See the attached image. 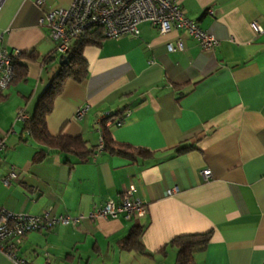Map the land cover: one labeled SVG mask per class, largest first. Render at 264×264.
I'll return each mask as SVG.
<instances>
[{"label":"crops","instance_id":"1","mask_svg":"<svg viewBox=\"0 0 264 264\" xmlns=\"http://www.w3.org/2000/svg\"><path fill=\"white\" fill-rule=\"evenodd\" d=\"M34 1L0 0V49L37 52L34 60L18 59L25 79L1 92L0 105L10 106L0 111L6 143L0 206L87 215L107 199L119 201L133 185L132 197L145 202L146 213L29 232L19 258L26 264H178L172 239L209 233L208 243L192 249L196 264H264V0H176L218 39L212 50L182 30L161 34L148 22L138 36L86 46L87 77L66 81L46 123L50 134L79 136L94 153L85 160L51 153L39 162L33 156L46 148L15 118L23 108L32 115L60 66L44 77L58 56L38 20L68 0ZM176 41L183 48L168 51ZM81 107L86 110L77 119ZM107 112L124 118L107 126L114 142L144 155L99 149V120ZM134 225L142 227L143 252L120 245ZM0 264L13 263L0 253Z\"/></svg>","mask_w":264,"mask_h":264},{"label":"built area","instance_id":"2","mask_svg":"<svg viewBox=\"0 0 264 264\" xmlns=\"http://www.w3.org/2000/svg\"><path fill=\"white\" fill-rule=\"evenodd\" d=\"M41 6L44 0H35ZM208 12L211 13L209 9ZM148 22L156 26L161 34L171 28L182 30L197 41L202 50H212L218 45V39L204 31L195 20L186 17L180 10L176 0H68L67 7H54L38 20V25L48 32V37L54 44L55 54L62 58L70 49L74 39L83 36L94 28H102L104 38H118L125 35L138 36L139 25ZM183 48L181 41L168 43V51ZM19 52H9L0 49V92L10 85L15 70L13 60ZM85 107L76 111L75 117L80 119ZM29 115L23 109L18 110L15 121L23 122ZM124 118L105 113L99 120L108 125H120ZM6 148L5 138L0 137V151ZM99 149H102V138ZM205 178L209 171L203 170ZM3 182L7 183L8 179ZM134 186L131 185L121 192L119 201L107 199L100 207L87 215L54 214L50 210L42 215H32L26 212H13L0 206V253L13 264H26L18 256L19 247L24 236L32 231H48L56 225H76L84 218L130 219L143 217L146 204L141 198L132 197Z\"/></svg>","mask_w":264,"mask_h":264},{"label":"trees","instance_id":"3","mask_svg":"<svg viewBox=\"0 0 264 264\" xmlns=\"http://www.w3.org/2000/svg\"><path fill=\"white\" fill-rule=\"evenodd\" d=\"M104 39L102 28H94L87 31L83 36L74 39L70 44V49L65 56L66 61L60 64L58 70L52 76L48 85L44 88L38 96L33 113L28 119L22 123V130L28 134L39 144L46 149L36 152L33 156L35 162L43 160L51 153H64L74 155L80 160L89 158L93 153V149H88L85 140L81 137H71L59 133L52 135L47 129L46 118L53 109L55 99L61 94L67 80L72 79L80 82L87 77L88 66L86 60L83 58V49L88 45H100ZM25 57L34 60L37 58L35 50L19 53L13 60L15 76L10 85L16 83L26 77V67L20 64L18 59ZM49 57H47L48 59ZM61 58V59H62ZM0 92V101L5 99ZM102 134V150L116 155L134 156L135 153L144 155L143 150L134 149L129 146L119 145L114 142L108 127L101 121ZM188 147L181 150L185 151ZM142 233L141 225H134L131 227L129 233L120 241L122 248L127 250H135L143 252L144 248L140 242ZM210 234H193L182 235L175 237L171 241V245L177 249L176 260L178 264H196L192 249L196 246L203 245L209 242Z\"/></svg>","mask_w":264,"mask_h":264},{"label":"rangeland","instance_id":"4","mask_svg":"<svg viewBox=\"0 0 264 264\" xmlns=\"http://www.w3.org/2000/svg\"><path fill=\"white\" fill-rule=\"evenodd\" d=\"M52 66H54V68L57 70V68H58V66H59L58 57H56V58L53 60L52 63H50V64L47 65V69H46V71H44V77L46 76L47 73L50 74V75H51V73H53V72L51 71ZM55 69H54V71H55ZM2 106H3V107H2ZM9 106H10V103H8V102L2 103V104L0 105V107H1L0 111L2 110L3 112H7V113H8ZM2 108H3V109H2Z\"/></svg>","mask_w":264,"mask_h":264},{"label":"water","instance_id":"5","mask_svg":"<svg viewBox=\"0 0 264 264\" xmlns=\"http://www.w3.org/2000/svg\"><path fill=\"white\" fill-rule=\"evenodd\" d=\"M66 61V58H59V64H62V63H64Z\"/></svg>","mask_w":264,"mask_h":264}]
</instances>
